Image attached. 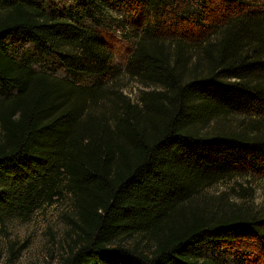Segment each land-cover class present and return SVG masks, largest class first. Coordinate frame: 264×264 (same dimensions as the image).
I'll use <instances>...</instances> for the list:
<instances>
[{
  "label": "trees",
  "instance_id": "1",
  "mask_svg": "<svg viewBox=\"0 0 264 264\" xmlns=\"http://www.w3.org/2000/svg\"><path fill=\"white\" fill-rule=\"evenodd\" d=\"M218 1L230 14L193 38L196 0H0V216L69 195L75 236L57 264H264V203L191 205L232 175L264 178L258 125L206 131L264 121V0ZM114 11L135 37L127 74L156 90L135 103L109 84Z\"/></svg>",
  "mask_w": 264,
  "mask_h": 264
},
{
  "label": "rangeland",
  "instance_id": "2",
  "mask_svg": "<svg viewBox=\"0 0 264 264\" xmlns=\"http://www.w3.org/2000/svg\"><path fill=\"white\" fill-rule=\"evenodd\" d=\"M196 3H200L198 9L202 10V13L205 12L206 18L202 21V26H192L191 35L193 38H203L201 33H210L214 25L222 21L223 15L230 14L228 8L218 0H196ZM201 4L205 6L201 7ZM122 15L123 13L120 14L118 11L111 12L106 17L109 20L106 23L112 26L102 31L111 45L113 64L115 69L118 70L109 84L111 85L110 88L122 91L124 95L130 98L132 103H135L137 96L143 92L156 90L154 86L141 85L137 79L128 75L125 70L126 60L135 45V37L132 32L120 28L121 22L120 26L114 27L116 21ZM188 24L190 23L179 25L187 27ZM176 29L180 30L181 27L177 26ZM176 33L178 31H175ZM54 71L58 72L59 69L55 68ZM81 82H89V79L84 77ZM110 97L92 104L90 107L92 112L97 115L109 114L112 110V98ZM249 125L255 127L258 125L259 131L264 132V121H251L250 118H243L239 115L220 117L210 124L206 131L250 130ZM239 186L249 187L252 192L251 197L243 196ZM241 201L256 206L262 205L264 203V178L252 177L247 179L232 175L202 191L192 200L191 205L193 208H204L209 211L219 210L228 207L231 202ZM75 217L69 195L52 204L42 203L27 217L6 218L0 216V264H57L75 236V226L72 222ZM224 250L222 249L219 251L220 254H217L219 260L230 258V250ZM202 252L204 256V254L209 253V250L204 248ZM246 263L250 262L247 260Z\"/></svg>",
  "mask_w": 264,
  "mask_h": 264
}]
</instances>
